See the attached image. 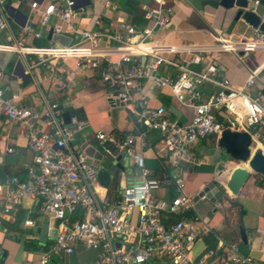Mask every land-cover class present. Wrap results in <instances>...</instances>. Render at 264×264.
<instances>
[{
	"label": "built area",
	"instance_id": "obj_1",
	"mask_svg": "<svg viewBox=\"0 0 264 264\" xmlns=\"http://www.w3.org/2000/svg\"><path fill=\"white\" fill-rule=\"evenodd\" d=\"M9 1L0 0V32L10 28L7 3L16 2ZM259 4L260 0H255L250 9L257 12ZM31 5L32 16L23 26L24 35L0 40V50L17 53L28 71L37 63L53 68V64L70 57L77 60L79 67H100L102 79L112 88L110 101L131 106L140 126L137 134L122 139L103 130L94 133L110 155L130 158L140 172L139 179L123 185L118 194H101L97 188V167L78 144L79 136L90 126L89 121L75 113L67 122L58 101H47L42 109L20 103L19 92L1 85L6 73L0 68V113L28 125V145L34 151V165L28 167L27 178L13 175L5 184L0 182L3 195L0 220L23 199L30 198L40 200L45 216L57 223L53 246L41 252L35 264H59L62 254L74 253L80 244L99 249L96 264H149L152 259L169 264H255L254 257L241 253L237 243L221 242L217 249L205 248L197 256L192 255L194 244L210 234L211 226L199 215H185L195 203V197L186 191L185 178L154 176L136 142L139 140L146 146L148 132L159 130L167 162L177 169L197 160L193 146L198 140L209 135L219 138L225 128L248 131L252 137L251 150L264 149V60L240 85L222 78L215 62L202 69L178 65L179 71L174 76L161 73L167 57L163 47L156 43L155 31L170 24L172 10L160 7L146 12L153 22L150 27L120 25L124 31L112 35L97 19L95 28L75 29L78 41L68 44L51 41L39 46L27 40L29 36L43 37L36 22L49 25L53 17L69 21L78 15L77 5L75 0L46 3L33 0ZM258 14L260 24L264 23V9ZM259 26L250 36H218L213 49L241 58L264 50V30ZM111 37L117 43L103 44ZM31 55H36L37 60L30 59ZM114 55L118 58L114 59ZM138 55L152 58L141 66ZM132 62L133 65H127ZM145 77L155 87L169 88L181 104L192 108L191 119L181 122L166 106H151L143 95ZM207 84H212L215 90L205 94L203 87ZM6 90L10 91L8 95ZM223 112L225 121L218 118ZM38 120L52 129L37 127ZM170 181L178 194L172 198L159 196L157 192ZM26 223L35 225L34 220Z\"/></svg>",
	"mask_w": 264,
	"mask_h": 264
},
{
	"label": "crops",
	"instance_id": "obj_2",
	"mask_svg": "<svg viewBox=\"0 0 264 264\" xmlns=\"http://www.w3.org/2000/svg\"><path fill=\"white\" fill-rule=\"evenodd\" d=\"M10 1L16 3H7L10 28L0 32L1 41L13 35H24L23 26L32 16L33 0ZM136 1L93 0L89 3L88 0H80V5L76 7L78 15L71 17L69 21L53 17L49 25H42L38 21L36 29L42 31L43 37L29 36L27 40L39 46L49 45L51 41L61 43L49 38L50 28L55 27L58 29H55L54 33L68 36L69 43H73L79 39L75 29L95 28L97 19L101 20V25L112 35L123 30L120 25H135L143 29L153 25L146 17L147 10L160 7L163 10H172L170 24L155 31L156 43L163 47V53L167 57L161 66V73L174 76L179 71L178 65L188 64L202 69L210 62H215L222 78L226 77L234 84L240 85L245 82L249 72L260 66L264 60V50L251 52L241 58L231 52L213 49L218 36H250L257 28L242 16H238L236 6L227 8L221 5L220 0ZM254 1L250 0L249 9ZM46 2L47 0H44V3ZM115 43L117 40L112 37L103 41V44ZM137 57L141 66L152 58L150 55ZM117 58L118 55H114V59ZM196 58H200V61L197 62ZM30 59L37 60V56L31 55ZM20 62L24 67L23 74H19ZM48 65L37 63L28 71L17 53L0 50V68L6 73L1 85H9L13 91L19 92V102L22 104L42 109L47 101H58L64 112L74 111L80 117L86 118L90 126L79 136L78 144L84 147L85 151L90 146L95 149L93 156L86 153L97 167L99 192L118 194L123 185L139 179V169L130 158H123V168L103 166L105 158L111 155L94 133L103 130L119 139L128 134H137L140 126L136 121L135 111L131 106L110 101L112 88L102 79L100 67H79L73 57L53 64V68ZM127 65L131 66L133 62ZM144 82L143 95L151 106H166L173 117L181 122L191 119L192 108L181 104L169 88L155 87L147 77ZM203 90L208 94L215 90V87L207 84ZM9 93L10 91L6 90V94ZM224 115V112L219 113V120L225 121ZM35 125L44 130L52 129L42 120H38ZM9 147H13V151H9ZM136 148L144 153L147 167L154 176L171 179H174L175 175L184 177L186 191L193 197L207 182L218 178L220 172L226 176L233 168L245 164L241 160L230 158L219 146L218 137L214 135L203 137L194 144L193 152L197 160L191 164H183L181 169L169 166L166 152L162 150L159 130L148 132L146 146H142L137 140ZM32 165L34 151L28 145V125L11 120L0 113V182L5 184L13 175L27 178L28 167ZM157 194L172 198L178 192L170 181ZM2 204L3 195L0 193V206ZM185 215H199L206 218L211 226L210 234L194 244L191 252L193 256H197L205 248L217 249L221 242L237 243L241 253H249L254 257L255 264H264V174L253 173L238 194L227 190L214 200H195L194 206ZM27 220H34L35 225H28ZM45 222L49 224L48 241L43 243L39 240L37 229ZM56 226L55 221L45 216L40 200L23 199L16 205L15 210L0 220V264H35L41 252L53 246ZM98 255L99 249L80 244L74 253L62 254L59 264H96ZM149 264H162V261L152 259Z\"/></svg>",
	"mask_w": 264,
	"mask_h": 264
},
{
	"label": "water",
	"instance_id": "obj_3",
	"mask_svg": "<svg viewBox=\"0 0 264 264\" xmlns=\"http://www.w3.org/2000/svg\"><path fill=\"white\" fill-rule=\"evenodd\" d=\"M76 5H80V0H75ZM91 3L93 0H88ZM137 2L136 0H132ZM143 1L144 0H139ZM221 5L230 8L236 6L238 8V16H242L244 20L252 24L254 27H258L260 24V12L264 9V0H260L257 12L249 9L250 0H220ZM260 29L264 30V23L260 24ZM54 27L49 30V38L60 41L62 44L69 43V37L62 33H54ZM20 72L24 73V67L22 63H19ZM75 112L65 111L63 116L68 122L70 117ZM218 144L221 146L230 158L235 160H241L245 164H241L232 169L228 175H222V172L218 175L219 177L207 182L195 196V200L202 201L203 198H210L214 200L217 196H221L225 191H230L233 194H238L241 191L244 183L253 173L264 174V149L257 147L255 150H251L252 137L248 131L231 130L225 128L218 138ZM89 155H94L95 149L90 146L86 149ZM103 159V157H102ZM123 157L119 155L117 158L111 157L105 158V164L103 166L108 167L115 166L123 168L122 164ZM107 162V163H106ZM48 228L49 224L45 222L41 227L37 229L39 232V240L43 243L48 241ZM54 235H57V229L54 231ZM162 264H169L166 261H162Z\"/></svg>",
	"mask_w": 264,
	"mask_h": 264
}]
</instances>
